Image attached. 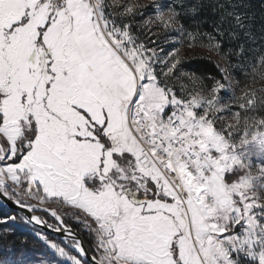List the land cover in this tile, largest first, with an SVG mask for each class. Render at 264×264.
<instances>
[{
	"label": "snow or ice",
	"instance_id": "6c2138e0",
	"mask_svg": "<svg viewBox=\"0 0 264 264\" xmlns=\"http://www.w3.org/2000/svg\"><path fill=\"white\" fill-rule=\"evenodd\" d=\"M247 7L0 0V264H264V116L224 120L264 72Z\"/></svg>",
	"mask_w": 264,
	"mask_h": 264
},
{
	"label": "trees",
	"instance_id": "16d2710c",
	"mask_svg": "<svg viewBox=\"0 0 264 264\" xmlns=\"http://www.w3.org/2000/svg\"><path fill=\"white\" fill-rule=\"evenodd\" d=\"M193 2H195V0H193ZM234 2H239L244 5L249 4L251 7L241 8L239 9V11L241 12L247 11L249 16L255 14L257 24L261 23V19L264 18V8L261 7L262 0H234ZM197 56H201V55H197ZM201 57H205V59L200 62L191 61L186 66L189 67L192 71L198 72L200 74L216 75L217 73L215 72V67L212 63H210V60L211 61L213 60L212 59L209 60V58H207L204 55H202ZM233 79L239 86L243 87L259 79H264V72L257 71L256 73H253L252 71H249L247 75L241 73L238 76H233ZM252 100H253V104L247 113L249 114L256 113V115L258 116H264V90L259 89L255 91V94L252 95ZM3 209L4 208L0 207V214H3ZM76 227L77 225L73 223V228ZM28 234H29L28 238L30 241L32 239V236L30 233ZM83 238L87 243L88 238L86 236H84Z\"/></svg>",
	"mask_w": 264,
	"mask_h": 264
},
{
	"label": "rangeland",
	"instance_id": "374dc122",
	"mask_svg": "<svg viewBox=\"0 0 264 264\" xmlns=\"http://www.w3.org/2000/svg\"><path fill=\"white\" fill-rule=\"evenodd\" d=\"M191 55H194V56L204 55V56L208 57V53L204 50H198L197 52L192 53ZM210 59L215 61L216 64L226 63L222 59L217 58L215 55L211 56ZM259 89L264 90V79H259L255 82H252L249 85L241 87L235 82V80L232 77L231 78V90H232V97L233 98L231 100L225 101L226 105L229 106L230 111L228 113H225L224 120L234 124L235 120L233 119V117L231 115V111L236 110V105H238L240 103L246 104L247 100L252 99V95L255 94V91H257ZM245 94H249V95L245 96ZM247 115L253 116V117H259L258 115H256V113H251V114L247 113ZM246 163L252 165L253 172L255 173V169L259 167V164L261 163V161L255 159L253 157L252 159H249L248 161H246ZM32 232L39 233V232H44V231H42L39 228L32 225L31 228L28 230V233L31 234ZM47 235L51 239H53L59 243H63L59 239L54 237L53 235H50V234H47ZM31 236H32V234H31ZM29 244L34 246L33 251H45V252L51 251L50 249H47L40 241L36 240L33 236H32V239L29 241ZM15 264H22V261H16Z\"/></svg>",
	"mask_w": 264,
	"mask_h": 264
},
{
	"label": "water",
	"instance_id": "95a60500",
	"mask_svg": "<svg viewBox=\"0 0 264 264\" xmlns=\"http://www.w3.org/2000/svg\"><path fill=\"white\" fill-rule=\"evenodd\" d=\"M2 208H12V209H14L15 206L14 205H11L9 203L7 205H4ZM33 226L39 228L40 230L44 231L47 234L53 235L54 237H56L57 239H59L61 242L64 243V237H63V233L62 232L50 231L46 226H42V225H38V224H34ZM84 242H85V240H84Z\"/></svg>",
	"mask_w": 264,
	"mask_h": 264
}]
</instances>
